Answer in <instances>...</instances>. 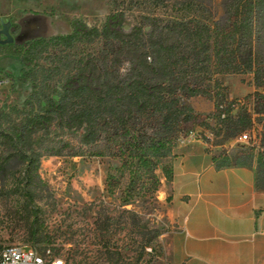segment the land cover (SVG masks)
Instances as JSON below:
<instances>
[{"label": "trees", "instance_id": "1", "mask_svg": "<svg viewBox=\"0 0 264 264\" xmlns=\"http://www.w3.org/2000/svg\"><path fill=\"white\" fill-rule=\"evenodd\" d=\"M108 5L99 25L75 17L66 33L0 43V53L17 56L25 67L20 78L30 82L21 107L0 110V181L18 176L24 198L32 202L43 183L42 156H107L119 162L106 173L108 192L126 175V193H152L160 183L157 167L171 175L166 160L189 132L186 125L201 115L189 102L200 95L213 103L219 136L213 144L259 125L256 138L211 157L217 167L254 163L256 187L264 189V0ZM223 74L250 75L249 107L228 100ZM31 234L39 242L43 230L33 225ZM158 235L152 228L146 242Z\"/></svg>", "mask_w": 264, "mask_h": 264}, {"label": "rangeland", "instance_id": "2", "mask_svg": "<svg viewBox=\"0 0 264 264\" xmlns=\"http://www.w3.org/2000/svg\"><path fill=\"white\" fill-rule=\"evenodd\" d=\"M108 12V0H0V29L8 23L13 42L19 43L31 37L66 33L70 19L75 17L99 25ZM135 14V10L127 12L124 27L133 23ZM4 38L0 33V39ZM22 69L25 67L17 56L0 53V110L21 107L30 92V82L20 78ZM219 79L226 86L228 100L250 106L246 94L254 88L249 74H223ZM189 102L201 115L186 125V135L192 132L215 155L244 143L231 139L222 145L213 144L219 136L214 135L212 100L197 95ZM258 130L254 123L246 133L256 138ZM118 164L117 159L107 156L44 155L38 168L43 183L36 186L32 202L24 198L21 183L15 180L18 176L0 181V248L6 244L44 246L71 263L166 264L161 259L158 236L146 242L152 228L160 233L166 226V203L156 197L159 185L152 193L128 194V176L124 175L108 192L106 173ZM156 174L162 176L160 166ZM33 225L43 230L39 242L32 238Z\"/></svg>", "mask_w": 264, "mask_h": 264}, {"label": "crops", "instance_id": "3", "mask_svg": "<svg viewBox=\"0 0 264 264\" xmlns=\"http://www.w3.org/2000/svg\"><path fill=\"white\" fill-rule=\"evenodd\" d=\"M204 141L182 135L159 177L166 264H264V189L252 164L217 167Z\"/></svg>", "mask_w": 264, "mask_h": 264}, {"label": "built area", "instance_id": "4", "mask_svg": "<svg viewBox=\"0 0 264 264\" xmlns=\"http://www.w3.org/2000/svg\"><path fill=\"white\" fill-rule=\"evenodd\" d=\"M190 135L194 137L191 132ZM251 137L241 133L235 140L247 143ZM0 264H82L67 262L65 258L53 255L49 248L38 250L26 244H6L0 248Z\"/></svg>", "mask_w": 264, "mask_h": 264}, {"label": "water", "instance_id": "5", "mask_svg": "<svg viewBox=\"0 0 264 264\" xmlns=\"http://www.w3.org/2000/svg\"><path fill=\"white\" fill-rule=\"evenodd\" d=\"M0 33L4 34L5 36L4 39H0V43L13 42L12 36L8 31V23L2 25V28L0 29Z\"/></svg>", "mask_w": 264, "mask_h": 264}]
</instances>
